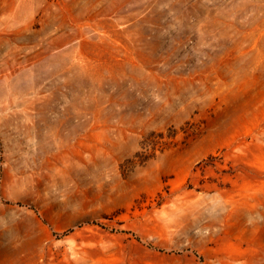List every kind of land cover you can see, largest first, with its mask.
<instances>
[{
    "label": "rangeland",
    "instance_id": "obj_1",
    "mask_svg": "<svg viewBox=\"0 0 264 264\" xmlns=\"http://www.w3.org/2000/svg\"><path fill=\"white\" fill-rule=\"evenodd\" d=\"M0 264H264V0H0Z\"/></svg>",
    "mask_w": 264,
    "mask_h": 264
}]
</instances>
